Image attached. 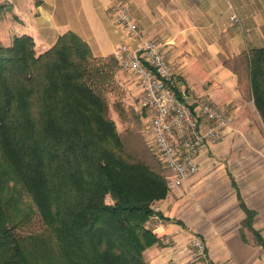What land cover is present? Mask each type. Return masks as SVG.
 Listing matches in <instances>:
<instances>
[{
  "label": "trees",
  "instance_id": "1",
  "mask_svg": "<svg viewBox=\"0 0 264 264\" xmlns=\"http://www.w3.org/2000/svg\"><path fill=\"white\" fill-rule=\"evenodd\" d=\"M237 59L227 64L264 123V46ZM117 65L73 31L43 53L30 35L0 40V264H146L160 242L149 224L168 176L127 152L109 116L104 88ZM238 197L264 247L255 211ZM34 215L41 228L22 232Z\"/></svg>",
  "mask_w": 264,
  "mask_h": 264
},
{
  "label": "crops",
  "instance_id": "2",
  "mask_svg": "<svg viewBox=\"0 0 264 264\" xmlns=\"http://www.w3.org/2000/svg\"><path fill=\"white\" fill-rule=\"evenodd\" d=\"M0 2L4 45H11L17 36L30 35L36 51L43 53L60 35L73 31L100 57L113 56L123 41L133 47L140 43L137 38H127L129 34L116 25L111 13L115 5H128L140 26V37L160 43L163 54L176 67V91L192 105L202 99L226 109L233 121L228 139L200 155L199 174L157 202L160 216L149 225L160 242L145 251L146 264H195L189 243L193 234L205 240L211 260L264 264V247L241 231L246 213L238 197L240 193L247 208L255 211L253 227L264 238V133L259 120L263 121L246 82H240L232 67L250 48L264 46V0ZM234 12L240 24L232 21ZM210 152L227 160L205 166ZM209 172L219 175L215 179L220 181L202 182ZM234 213L240 216L235 222L230 217Z\"/></svg>",
  "mask_w": 264,
  "mask_h": 264
},
{
  "label": "built area",
  "instance_id": "3",
  "mask_svg": "<svg viewBox=\"0 0 264 264\" xmlns=\"http://www.w3.org/2000/svg\"><path fill=\"white\" fill-rule=\"evenodd\" d=\"M111 13L116 25L129 35L140 33V26L128 5H115ZM231 19L240 22L236 14ZM113 55L121 68L135 76L139 85V108L148 115V144L169 174V187L184 185L199 172L200 155L228 139L229 114L208 100H197L192 105L178 94L176 67L163 54L156 40H142L136 47L123 41ZM189 243L196 264H228L211 260L208 246L198 234H193Z\"/></svg>",
  "mask_w": 264,
  "mask_h": 264
},
{
  "label": "rangeland",
  "instance_id": "4",
  "mask_svg": "<svg viewBox=\"0 0 264 264\" xmlns=\"http://www.w3.org/2000/svg\"><path fill=\"white\" fill-rule=\"evenodd\" d=\"M2 5L5 6L6 4H2ZM233 14H236L239 17V15L236 12L232 13L231 16ZM234 23L240 24L241 19L240 22H234ZM2 31L3 29L0 28V32ZM139 34L136 36L128 35L127 38L130 39V41H133V38L134 39L137 38L140 41L145 39L143 37H140ZM5 46H10V45H5ZM112 77L113 78L111 81L106 82L104 93L109 103V116L112 119H114V121L116 122L118 131L121 134L127 152L134 158L144 160L150 166H152V168L155 169L157 172L167 177L169 175L168 172L163 168L157 157L154 154H152L149 149V144H148L149 133L146 128L148 115L145 114L139 108L141 101V91L135 76L131 72L121 68L120 65H117L113 69ZM230 120H231V126H230L229 135L233 131V126H232L233 121L231 119V116H230ZM259 121H260V126L262 128V132L264 133V123L261 122V120ZM200 157H199V162H200ZM223 160H227V159L224 158L220 159L215 154L210 152L209 154L206 153L205 162L203 164H205V166L212 167L213 165L219 164V162H222ZM225 162L227 163V161ZM201 166L202 164L200 165V167ZM200 171L201 169L199 170V172ZM199 172L193 178H195L199 174ZM215 175L212 172H209L208 174H205L203 176L201 181L206 184L209 182L210 184L211 183L213 184V182L216 180L215 177L218 178L219 176V175L218 176ZM216 181H220V180H216ZM174 188L175 187L170 188L169 193H171ZM222 191H224V189H222ZM179 197L180 196H177V198ZM24 199L27 203L32 202L30 201V198L27 195H25ZM108 201L111 202L112 200L108 197ZM230 217H231V221L235 222V220L238 219L240 216L239 214L234 213V214H230ZM41 226L42 224L39 220V217L37 215L36 216L34 215L32 218V222L25 223L20 230L24 233L35 232L38 231L41 228ZM241 231L244 233L246 232L247 234L250 235V238L252 240H255L253 233L249 232V230L246 229L245 226H242Z\"/></svg>",
  "mask_w": 264,
  "mask_h": 264
}]
</instances>
